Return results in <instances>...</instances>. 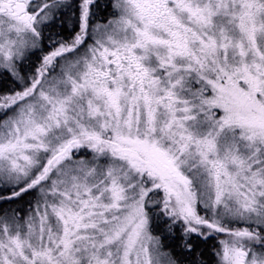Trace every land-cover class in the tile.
Instances as JSON below:
<instances>
[{"label": "snow or ice", "instance_id": "obj_1", "mask_svg": "<svg viewBox=\"0 0 264 264\" xmlns=\"http://www.w3.org/2000/svg\"><path fill=\"white\" fill-rule=\"evenodd\" d=\"M0 264H264V0H0Z\"/></svg>", "mask_w": 264, "mask_h": 264}]
</instances>
